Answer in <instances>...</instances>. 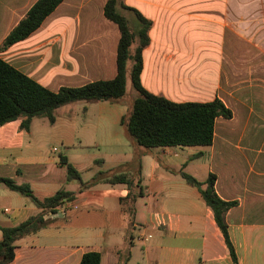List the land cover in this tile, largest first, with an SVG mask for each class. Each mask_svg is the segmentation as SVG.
<instances>
[{"label": "crops", "instance_id": "crops-1", "mask_svg": "<svg viewBox=\"0 0 264 264\" xmlns=\"http://www.w3.org/2000/svg\"><path fill=\"white\" fill-rule=\"evenodd\" d=\"M36 1L0 0V45ZM106 2L64 0L0 58L52 92L112 80L119 31L104 17ZM123 3L152 24L142 52V87L174 103L218 98L233 117L216 119L209 147L143 149L119 130L133 103L125 96L85 104L82 118L65 114L67 126L78 129L80 150L71 151L74 145L63 157L82 183L103 172L126 175L129 189L100 181L80 190L67 180L62 155L53 156L58 150L46 155L35 144L34 120L29 131L20 121L1 126L0 179L28 187L39 201L58 191L75 194L55 214L46 213V227L16 241L8 264H79L88 252L99 253L100 264H234L212 211L182 172L199 182L216 176L218 197L236 202L224 220L237 264H264V138L259 144L249 131L259 120L245 119L253 113L251 97L264 90V0ZM54 26L60 35L51 34ZM94 147L103 151L87 154ZM41 212L0 183L1 227Z\"/></svg>", "mask_w": 264, "mask_h": 264}, {"label": "trees", "instance_id": "trees-1", "mask_svg": "<svg viewBox=\"0 0 264 264\" xmlns=\"http://www.w3.org/2000/svg\"><path fill=\"white\" fill-rule=\"evenodd\" d=\"M64 0H37L25 16L10 31L0 45V53L12 45L23 41L35 32ZM104 17L115 24L119 31L116 49V75L109 81H96L81 87H61L56 92L42 87L23 73L0 58V127L14 121H20V128L29 131L35 119L44 118L50 124L55 122L58 109L74 103L116 102L126 94L129 81L136 93L130 112L120 121L127 136L143 149L167 147H209L213 142L214 125L218 118L231 120L232 111L218 98L207 103H174L161 96L147 92L140 83L142 71V52L149 45L148 33L152 26L137 10L124 5L123 0H107L104 5ZM123 12L130 13L137 20L138 28L133 31ZM131 63L128 69V63ZM60 162L66 165L68 181H77L80 190L96 182L110 185L131 183L126 175H108L100 172L92 183L84 184L79 173L60 156ZM182 179L196 188L202 201L212 211L214 221L224 239L225 246L234 264H237L235 252L230 242L228 228L224 220L225 213L236 206V202H225L215 192L216 176L209 174L204 182L181 173ZM10 191L19 193L42 210L41 214L31 217L15 227H1L0 264H8L14 259L15 243L20 238L35 234L47 226L44 216L47 212L56 213V209L73 201L75 194L58 191L53 196L39 201L26 186L16 185L8 179H0ZM101 255L95 252L85 253L79 264H100Z\"/></svg>", "mask_w": 264, "mask_h": 264}, {"label": "rangeland", "instance_id": "rangeland-1", "mask_svg": "<svg viewBox=\"0 0 264 264\" xmlns=\"http://www.w3.org/2000/svg\"><path fill=\"white\" fill-rule=\"evenodd\" d=\"M123 15L125 16L126 20L128 21L129 27L133 30L136 31L138 28V23L137 20L134 18L133 15L123 12ZM61 28L59 26H54L51 28L50 32L51 34H56L60 35ZM131 63H128V69L130 68ZM129 79V77H128ZM258 94L255 97H251L250 101L248 104L251 106L253 109V113L248 116L249 118H245L247 120H250L252 122H255L259 120V122H256L258 127L255 126L253 129V126L250 127L249 131H254L255 134L254 136L259 139V144L261 143L262 137L264 138V90H257L256 91ZM136 96L135 91L132 89L130 81H127V89H126V94H125V100L131 101V103L134 100V97ZM85 103H74L65 107H62L58 109L55 113V123L50 124L48 121L44 118H39L35 119L33 122L34 124V142L35 144L40 145L42 147V150L46 155H51V150L52 148H56L58 151L53 155V156H58V155H65L66 149H71V147H75L76 149H71L73 150H80L78 147L79 144L77 140L79 139L78 136V129L75 127H68L67 122L68 119H66L64 116L65 114H68L72 111V113L75 115L74 117L82 118V106H84ZM249 115L246 113V117ZM239 117H241V114H239ZM238 117V119H240ZM123 135H125V130L123 127H120L119 129ZM76 144H73V143ZM260 146V145H259ZM87 150V154H94L97 155L98 151H103L101 147L98 149L96 147L94 148H88L85 149ZM63 207H59V209H62Z\"/></svg>", "mask_w": 264, "mask_h": 264}, {"label": "built area", "instance_id": "built-area-1", "mask_svg": "<svg viewBox=\"0 0 264 264\" xmlns=\"http://www.w3.org/2000/svg\"><path fill=\"white\" fill-rule=\"evenodd\" d=\"M62 207H64V206H62ZM58 209V208H57ZM62 211V210H61Z\"/></svg>", "mask_w": 264, "mask_h": 264}]
</instances>
